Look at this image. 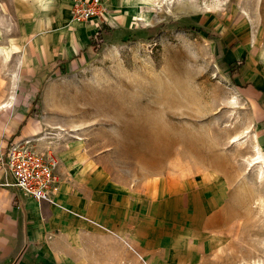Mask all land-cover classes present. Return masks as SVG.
<instances>
[{
	"label": "rangeland",
	"instance_id": "rangeland-1",
	"mask_svg": "<svg viewBox=\"0 0 264 264\" xmlns=\"http://www.w3.org/2000/svg\"><path fill=\"white\" fill-rule=\"evenodd\" d=\"M18 2L0 0V56L9 60L20 42ZM138 11L130 33L106 42L100 29L87 63L52 76L40 92L39 108L56 131L47 137L81 144L108 181L99 190L96 171L88 173L83 209L94 216L70 212L85 224L63 230L79 243L61 238L54 263H131L127 238L121 245L96 236L111 231L98 220L114 216L112 199L129 188L138 200L121 209L128 220L136 213L140 246L149 234L156 256L165 238L205 243V264H264V163L254 160L231 52L255 31L264 46V0H150ZM226 207L231 216L194 229L196 211Z\"/></svg>",
	"mask_w": 264,
	"mask_h": 264
},
{
	"label": "crops",
	"instance_id": "crops-1",
	"mask_svg": "<svg viewBox=\"0 0 264 264\" xmlns=\"http://www.w3.org/2000/svg\"><path fill=\"white\" fill-rule=\"evenodd\" d=\"M72 1L19 0L20 42L10 52V60L7 55L0 56V264H55L60 260L61 251L57 245L61 238H68L67 242L71 245L79 243H75L74 232L61 234L63 230L70 232L76 230L73 225L85 224L70 212L74 210L86 212L90 218L94 216L88 207L83 209L86 199L82 193L88 192V175L96 171L95 181L99 190L108 184L104 179L107 171L97 168L94 161L87 159L81 144L47 137V134L56 132L53 129L55 125L49 123L44 111L39 108L40 92L52 76L85 65L95 54L91 40L101 30L94 22L72 20ZM149 1L107 0L109 19L101 31L106 42L108 39L115 40L117 33L122 36L130 33L139 7ZM259 39L260 35L255 31L251 43L242 41L231 51L235 64L232 80L245 111L249 113V131L256 154L259 152L264 163V46L260 45ZM28 140L34 150L41 153L51 150L58 158L56 174L59 184L53 202L39 201L13 186V176L3 164L5 153L13 141ZM117 192L118 199L114 197L111 203L114 216L98 220L105 230L106 227L111 230L96 233L99 242L110 237L121 241L122 245V240L127 238L132 248H127L125 254L128 258L133 256L128 264H140L136 260L140 261L141 257L144 264H205V246L208 245L202 242L196 245L185 242L179 246L164 238L159 244L163 251L156 256V250L151 245L155 239L150 240L147 234V241L140 246L138 239L145 234L139 230L136 213L134 217L129 215L128 220L121 209L132 206L131 199L136 202L138 198L129 188ZM192 193L199 195L200 190ZM144 197L151 202V196ZM231 213L228 207L208 216L196 211L192 217L193 227L197 229L200 224L202 230L206 225L212 227L219 223V218H227ZM55 233L61 235L53 237ZM121 249L122 256L124 247Z\"/></svg>",
	"mask_w": 264,
	"mask_h": 264
},
{
	"label": "built area",
	"instance_id": "built-area-1",
	"mask_svg": "<svg viewBox=\"0 0 264 264\" xmlns=\"http://www.w3.org/2000/svg\"><path fill=\"white\" fill-rule=\"evenodd\" d=\"M72 2L70 16L75 22H94L98 29H102L108 23L107 0H73ZM98 35L95 34L93 38ZM5 154L3 164L13 176V186L39 201H54L53 195L59 184L56 174L58 158L55 153L51 150L38 152L29 145L28 140L13 141Z\"/></svg>",
	"mask_w": 264,
	"mask_h": 264
},
{
	"label": "bare ground",
	"instance_id": "bare-ground-1",
	"mask_svg": "<svg viewBox=\"0 0 264 264\" xmlns=\"http://www.w3.org/2000/svg\"><path fill=\"white\" fill-rule=\"evenodd\" d=\"M254 160H256L257 162L256 163H258V165H261V163L263 162V160H262V157H260V154H259V152L256 154V156H255V159ZM264 171V170H263ZM264 173V172H263Z\"/></svg>",
	"mask_w": 264,
	"mask_h": 264
}]
</instances>
